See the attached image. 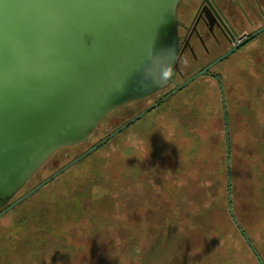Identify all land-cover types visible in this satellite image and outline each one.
<instances>
[{
    "label": "rangeland",
    "instance_id": "rangeland-1",
    "mask_svg": "<svg viewBox=\"0 0 264 264\" xmlns=\"http://www.w3.org/2000/svg\"><path fill=\"white\" fill-rule=\"evenodd\" d=\"M260 39L243 50L244 100L228 104L229 138L215 128L213 117L224 107L218 90L196 91L202 110L196 130L189 97L180 105L181 95L173 97L1 214L0 264H249L256 260L252 250L257 263L264 259ZM232 65L236 71V59ZM103 136L104 126L68 142L0 193L18 189L16 199ZM194 145L196 160L190 159Z\"/></svg>",
    "mask_w": 264,
    "mask_h": 264
},
{
    "label": "water",
    "instance_id": "water-1",
    "mask_svg": "<svg viewBox=\"0 0 264 264\" xmlns=\"http://www.w3.org/2000/svg\"><path fill=\"white\" fill-rule=\"evenodd\" d=\"M177 2L0 0V189L68 142L86 140L115 107L156 88L157 70L149 83L140 72ZM17 191L0 193V209Z\"/></svg>",
    "mask_w": 264,
    "mask_h": 264
},
{
    "label": "flooded vegetation",
    "instance_id": "flooded-vegetation-1",
    "mask_svg": "<svg viewBox=\"0 0 264 264\" xmlns=\"http://www.w3.org/2000/svg\"><path fill=\"white\" fill-rule=\"evenodd\" d=\"M261 36L263 39L264 0H178L177 4L165 14L164 25L160 30L154 48V56L147 65L142 67L140 72L146 73L147 76L140 75L139 77L144 76V78L139 80L143 83H149L152 82L153 77L151 70H157L158 82L156 88L146 95L122 103L109 111L87 136V138L92 137L100 127L104 126V136L100 138L101 140L99 139L100 141L93 143L85 151L77 153V155H80H76L77 157L75 156L48 177L35 185H31L32 187L28 192L52 177L56 172H63L68 164L103 140L105 141L101 145L85 156L107 145L116 133L128 129L148 111L169 103L173 97L178 95H181L179 105L184 102L185 97H189L191 106L190 121L192 126L194 125V130H196L198 123H202L201 106L196 105L198 104V98L195 99L197 96L196 91L206 89L210 95H216L215 93L218 90L221 93L222 97H220L224 107H221L219 115L216 114L213 117L215 128L220 129L221 134H225L229 138L231 116H234V113L229 112L228 104H238L244 100L242 90L244 84L243 50L245 47L254 44ZM168 49H172L174 55L168 54ZM235 59L237 60L236 71L233 69L234 67H231ZM168 66L171 67V76L162 81V70ZM129 83L130 80L126 82V84ZM210 100L213 101V97ZM208 104H210V101L205 102L204 105L208 106ZM195 108L197 109L194 110ZM214 109V106H210V111H214ZM247 114L249 115L251 112ZM240 115L244 122L243 110ZM104 120H107L105 125L102 124ZM203 120L206 121L205 117ZM118 121L123 122L110 131V127H113ZM123 126L125 127L121 128ZM119 129L120 131H118ZM196 150V145L192 146L190 159L196 160ZM67 154V151L63 153V155ZM229 158L230 148L228 143L225 161ZM228 166H230V163ZM228 171H230L229 168L227 174ZM230 184V181L229 184L227 181V190L230 189ZM28 192L26 191L15 201ZM15 201L7 203L1 208L0 214ZM252 252L257 260V253L254 250ZM256 260L253 258V261L249 264H264V259L261 257H258V263Z\"/></svg>",
    "mask_w": 264,
    "mask_h": 264
},
{
    "label": "clouds",
    "instance_id": "clouds-1",
    "mask_svg": "<svg viewBox=\"0 0 264 264\" xmlns=\"http://www.w3.org/2000/svg\"><path fill=\"white\" fill-rule=\"evenodd\" d=\"M167 52H168V54L174 55L172 49H168ZM170 76H171V67L170 66L165 67L162 70L161 80L164 81V80L168 79Z\"/></svg>",
    "mask_w": 264,
    "mask_h": 264
},
{
    "label": "trees",
    "instance_id": "trees-1",
    "mask_svg": "<svg viewBox=\"0 0 264 264\" xmlns=\"http://www.w3.org/2000/svg\"><path fill=\"white\" fill-rule=\"evenodd\" d=\"M100 140H101V139H100ZM100 140H99V141H100ZM108 142H109V141H108ZM108 142H107V143H108ZM107 143H105V144H107ZM69 146H70V145H67L66 147L69 148ZM79 155H80V154H79ZM79 155H77V156H79ZM77 156H76V157H77ZM30 189H31V188H30ZM28 191H29V189L27 190V192H28ZM37 191H38V190H37ZM37 191H35L33 194H35ZM33 194H32V195H33ZM32 195H31V196H32ZM20 196H22V195H20ZM20 196H19V197H20ZM19 197H17V198H19ZM17 198H16V199H17ZM16 199L11 198L10 201H9L8 203H12V202L15 201ZM2 208H3V207H2Z\"/></svg>",
    "mask_w": 264,
    "mask_h": 264
}]
</instances>
